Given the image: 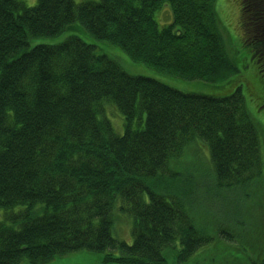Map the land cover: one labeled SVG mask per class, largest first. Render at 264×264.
I'll return each instance as SVG.
<instances>
[{"label":"trees","instance_id":"1","mask_svg":"<svg viewBox=\"0 0 264 264\" xmlns=\"http://www.w3.org/2000/svg\"><path fill=\"white\" fill-rule=\"evenodd\" d=\"M214 1L0 0V264L80 250L101 264H167L166 252L181 264L225 241L218 264H264V245L241 248L257 240L251 224L264 233V153ZM239 3L264 110V0ZM116 50L210 89L129 72ZM195 139L209 170L197 184L181 161Z\"/></svg>","mask_w":264,"mask_h":264},{"label":"rangeland","instance_id":"2","mask_svg":"<svg viewBox=\"0 0 264 264\" xmlns=\"http://www.w3.org/2000/svg\"><path fill=\"white\" fill-rule=\"evenodd\" d=\"M26 4H32L35 0H23ZM79 1V0H75ZM162 8L166 11L157 10L155 16L159 23H164L171 19V12L168 4H165ZM214 8L216 12L217 19L219 21V25L223 34V38L225 41V44L227 45V48L232 55V57L235 58L237 63L239 64V74H241L243 77H245V80L249 82V85L246 84L243 86V94H244V100L246 107L255 121L262 145V150L264 153V110H261L257 107V99H256V92L255 89L258 82V77L254 70V65L252 63H249L248 66H243L244 63L243 59L246 58L249 55L248 49L242 44L241 39L239 38V14H240V3L239 0H215L214 1ZM226 26V27H224ZM66 33L61 34L57 38H45V37H37L33 38V41H50L55 40L58 38H61ZM113 46L109 48V51L112 52L115 56H117V53L115 50H112ZM117 49V48H116ZM122 58L127 62V64L123 65L126 70L132 73H143V74H150V75H156L157 77L167 81L169 84L176 86L179 89H185V90H200V91H209L208 87L204 82H195V81H189L184 79L185 81H182L181 79L175 78H167L165 76H161V72L153 69L150 66H147L145 64H140L136 62L128 61L119 50H116ZM128 65V66H126ZM107 115L109 119L112 122L114 131L117 133H121L122 131V124H121V117L117 111L107 105ZM197 140V139H195ZM199 140L195 142H191L187 145V148L185 149L183 156L181 157V161L184 162V165L187 164V170L191 175L194 176L196 180H194L197 184V182L201 179V175H204L206 173V176L208 175V153L207 148L204 144L201 142H198ZM180 161L176 164V167H181ZM207 164V165H206ZM205 171H202L204 170ZM264 183V181H263ZM264 185V184H263ZM261 186V185H260ZM263 187V186H262ZM253 189L250 187H247V190ZM241 208V207H240ZM242 210V208H241ZM245 217V216H243ZM252 218V217H250ZM224 220V218H222ZM256 224V223H254ZM251 224L252 227L248 228L250 229V234L252 237L257 238V240H253V242L246 243L243 242L241 244V248L245 249L246 252H249L251 249L256 252L257 248L259 246L264 245V233H260V225H254ZM129 221L124 219L122 216H118V220L116 221V229L118 233L120 234L122 238L130 240L129 235ZM238 228H241V225L238 226ZM208 246H203L199 248V250L195 251V253L191 256V258L184 263L181 264H218L221 257L223 256L224 247L223 245L229 244L228 242L218 243L217 246H212L213 244L209 243ZM234 245V244H233ZM227 246H231L230 244ZM235 247V246H233ZM203 251V252H201ZM167 257V264H174L172 259V253L166 252ZM20 264H31L28 262H21ZM46 264H101V257L99 253L96 252H89L80 250L77 252L69 253L60 257L54 258L52 261L46 263Z\"/></svg>","mask_w":264,"mask_h":264},{"label":"flooded vegetation","instance_id":"3","mask_svg":"<svg viewBox=\"0 0 264 264\" xmlns=\"http://www.w3.org/2000/svg\"><path fill=\"white\" fill-rule=\"evenodd\" d=\"M240 25V24H239ZM239 38L241 39V41H242V44L248 49V51H249V55L246 57V58H244L243 59V61H244V63L242 64L243 66H248V64L249 63H252L253 65H254V68L258 65V61H257V63H256V59H255V56H258L257 55V51L255 52V51H252L251 50V47L247 44L246 45V39L248 38H245V35H244V33H243V30H242V27H241V25L239 26ZM260 54V53H259ZM259 56H264V53H262V54H260ZM240 70H241V68H240ZM262 70H264V69H262ZM239 74V73H238ZM239 75H241V74H239ZM241 86L243 87L245 84H249V82L248 81H246L245 80V77H243L242 75H241Z\"/></svg>","mask_w":264,"mask_h":264}]
</instances>
